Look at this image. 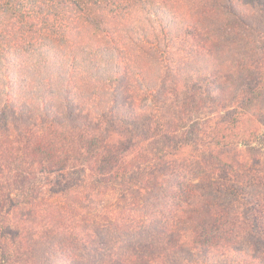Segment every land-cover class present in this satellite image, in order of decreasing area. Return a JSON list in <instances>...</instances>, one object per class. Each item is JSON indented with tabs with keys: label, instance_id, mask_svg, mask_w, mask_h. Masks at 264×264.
<instances>
[{
	"label": "trees",
	"instance_id": "16d2710c",
	"mask_svg": "<svg viewBox=\"0 0 264 264\" xmlns=\"http://www.w3.org/2000/svg\"><path fill=\"white\" fill-rule=\"evenodd\" d=\"M0 264H264V0H0Z\"/></svg>",
	"mask_w": 264,
	"mask_h": 264
}]
</instances>
